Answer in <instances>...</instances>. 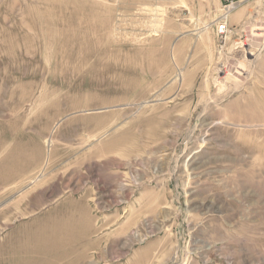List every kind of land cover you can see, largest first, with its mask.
Returning <instances> with one entry per match:
<instances>
[{
	"label": "rangeland",
	"instance_id": "1",
	"mask_svg": "<svg viewBox=\"0 0 264 264\" xmlns=\"http://www.w3.org/2000/svg\"><path fill=\"white\" fill-rule=\"evenodd\" d=\"M221 19L220 0H0V149L41 144L92 194L104 264H264V0Z\"/></svg>",
	"mask_w": 264,
	"mask_h": 264
},
{
	"label": "crops",
	"instance_id": "2",
	"mask_svg": "<svg viewBox=\"0 0 264 264\" xmlns=\"http://www.w3.org/2000/svg\"><path fill=\"white\" fill-rule=\"evenodd\" d=\"M43 151L27 140L0 149V264H104V223L92 194L47 173ZM112 254L109 261L120 262V252Z\"/></svg>",
	"mask_w": 264,
	"mask_h": 264
},
{
	"label": "built area",
	"instance_id": "3",
	"mask_svg": "<svg viewBox=\"0 0 264 264\" xmlns=\"http://www.w3.org/2000/svg\"><path fill=\"white\" fill-rule=\"evenodd\" d=\"M222 7V19L218 25L219 33L225 35L228 31V18L247 0H220Z\"/></svg>",
	"mask_w": 264,
	"mask_h": 264
}]
</instances>
